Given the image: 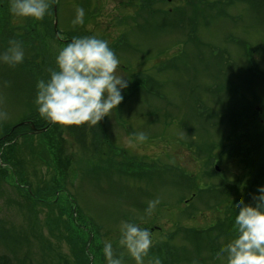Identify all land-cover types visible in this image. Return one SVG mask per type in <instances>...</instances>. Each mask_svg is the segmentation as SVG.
I'll use <instances>...</instances> for the list:
<instances>
[{
	"label": "rangeland",
	"instance_id": "374dc122",
	"mask_svg": "<svg viewBox=\"0 0 264 264\" xmlns=\"http://www.w3.org/2000/svg\"><path fill=\"white\" fill-rule=\"evenodd\" d=\"M54 1L60 33L73 35L80 24L75 28L107 40L135 90L124 99L122 89L120 104L97 125H81V142L63 126L71 156L58 182V161L44 146L48 136L57 144L58 127L18 136L19 171L27 168L33 187L51 178L56 204L34 206L0 177V264H106L105 240L124 264H135L116 243L129 220L151 231L145 264L153 256L162 264H224L216 253L235 232L232 201L250 203L264 184V0H147L146 10L141 0ZM77 7L84 9L82 23L73 22ZM8 21L0 22V37L27 46L25 18L12 13ZM34 46L27 67L0 63V137L28 130H11L36 109L25 80L36 85L55 67L60 47L48 33L38 34ZM138 132L146 138L129 146ZM241 135L254 139L250 152L242 146L245 157L231 149ZM258 168L263 175L254 184ZM154 199L159 203L148 215Z\"/></svg>",
	"mask_w": 264,
	"mask_h": 264
},
{
	"label": "clouds",
	"instance_id": "9594fccd",
	"mask_svg": "<svg viewBox=\"0 0 264 264\" xmlns=\"http://www.w3.org/2000/svg\"><path fill=\"white\" fill-rule=\"evenodd\" d=\"M49 9V0H12L10 10L22 17L42 19ZM84 9L76 8L74 23H82ZM63 39V37H61ZM25 53L21 42L9 38L0 51V63L16 66L23 63ZM54 68L47 79L36 82L34 103L37 112L60 126H93L116 109L123 99L122 89L128 81L120 74L121 61L105 39L95 35L73 36L54 56ZM134 146L143 141V132L134 134ZM158 199L149 200L145 212L153 214ZM235 209L233 237L216 253L224 264H264V184L257 185L251 202L242 197L232 201ZM116 241L135 264H145L153 245L150 229L143 222L122 221ZM106 264H124L123 253L114 255L113 242L105 240L102 248ZM147 264H162L157 256Z\"/></svg>",
	"mask_w": 264,
	"mask_h": 264
},
{
	"label": "trees",
	"instance_id": "16d2710c",
	"mask_svg": "<svg viewBox=\"0 0 264 264\" xmlns=\"http://www.w3.org/2000/svg\"><path fill=\"white\" fill-rule=\"evenodd\" d=\"M148 2L150 3V6H151V2L150 1H148ZM11 3H12V0H0V22L1 21L9 22L8 17L11 19V16L13 13L10 10ZM52 5H53V0H49V9L42 19H34L31 17H24L25 23H24L23 33H24V36L26 37L25 39L28 41V44H27V46L22 44V46H23L24 52H28L27 57H25L24 61H23V64H26V65H24L26 67H27V64H31L33 62V59H35V57H36L35 56V54H36L35 53V46L33 48V43H34V40L38 34L41 35L42 32L48 33V35L50 36L52 41H54L57 45H59L60 48H62L65 45V43L68 41V39L70 37L85 35V32L82 31L81 29L74 28L73 29V35H64L62 40L56 38L55 35L53 34V30H52ZM194 11H195V13L198 12V10H194ZM175 23H177V22H175ZM36 26L38 27V29H36ZM1 27L2 26H0V28ZM64 39H67V40L64 41ZM124 41H125L124 39H120L117 42V45H119V46L123 45ZM4 43L7 44V41H5L2 37H0V51H2L5 47H7ZM113 48H114V46H113ZM30 51H34L35 54L30 55L29 54ZM56 52L57 51H55V54H56ZM47 54L49 55V58L51 60V48L50 47H49V50L47 51ZM40 69H42V68H40ZM47 77H48V71L46 74V78ZM25 86L31 92V94H29V95H35L36 94V85L34 84V81L25 80ZM134 90L135 89H132L130 87H126V91L124 93V95H125L124 99H126L129 95H131ZM35 110L29 111V113L27 114V116L25 118L32 119L35 126H38V127H43V126L48 125L49 121H47L44 117H42L38 112L34 114ZM53 124H55V123H51V125L48 126V129L46 130L47 133L51 132V126ZM55 125L59 129L57 132V135H58L57 144L56 145L51 144V139L47 135L48 137L47 136L46 137L48 140L44 143V146L47 149V152L51 153V155H53L55 157V159L58 161L59 168L55 172L56 176H54L55 180L58 182L57 178L62 179V177H64L68 173V168L70 165L69 156H71V154L67 153L66 147H65L66 141L64 140V138H62L61 133H62L63 126H60L58 124H55ZM82 126H80V127L79 126H69L72 129L71 131L73 132L72 137H74V139L76 138L77 141H79V142H81L82 136L86 132L85 130L84 131L80 130V128ZM67 128H68V126H67ZM75 129L79 130L80 132L79 133L75 132L74 131ZM11 135L10 136L7 135L5 138H4L5 135H2L0 137L1 161L7 162V164L10 165L9 168L8 167L7 168L2 167L0 165V177H1V179L4 180L7 177L5 175V173L8 169L11 172L13 178L17 177L18 181H22V182L27 183L29 185L30 192H29V189H26L25 190V196L30 197V199H32V200H36V198L33 197L36 194H38V197H42L43 195H45V198L47 197L51 200L44 202V204L46 203L48 205V207L51 208L52 203L56 204V200L53 199L55 196L51 198V178H50V180H47V181L40 178V179H38V184H35V187H33L32 183L28 179L29 177H28V173H27V168L21 167V171H19V169H18L19 166L21 165V162H24V159L20 158L19 154H18L19 153L18 152L19 149H17V145H19L18 137H16V135L11 137ZM22 135L26 136L27 133H24ZM250 140H253V139H250ZM250 151H251V149L247 150V152H250ZM244 157H245V154H244ZM32 169H33V172H35V170H34L35 164L32 167ZM261 173L262 172L260 171V168H258V170L254 173V175H256L257 177L252 180V183H254V181H258L259 177L261 175H263ZM59 176H61V177H59ZM35 181H37V180H35ZM55 191H57V190H55ZM32 203L34 204V206L40 205V201H38V200L33 201ZM34 208L35 207H33V209ZM72 219H74V216H72ZM88 238L89 237L87 235V238L85 240V244L88 241ZM81 241L82 240H80V242H79L80 244H81ZM69 242L73 246L72 249H74L75 246H77V244H76L77 241L73 240V242L72 241H69ZM91 243H90V245H91ZM82 247L85 248V245ZM82 247H81L80 251H83ZM74 255L77 256L76 254H74Z\"/></svg>",
	"mask_w": 264,
	"mask_h": 264
},
{
	"label": "flooded vegetation",
	"instance_id": "af4514ba",
	"mask_svg": "<svg viewBox=\"0 0 264 264\" xmlns=\"http://www.w3.org/2000/svg\"><path fill=\"white\" fill-rule=\"evenodd\" d=\"M252 119V118H251ZM261 121V120H260ZM20 122H22L20 125H18L19 127H25V128H27L28 130L27 131H23V132H18L17 133V137L18 136H22V134H24V133H27V134H32L33 133V130L31 129V123H29V122H33V120L32 119H23V120H21ZM34 123V122H33ZM17 126V127H18ZM35 128H37V129H39L40 127H38V126H35ZM15 128H13L12 130H14ZM34 130L35 132H37L38 130ZM32 132V133H31ZM260 132H257L256 134H259ZM21 134V135H20ZM240 138L241 139H238V142H236V143H234L233 144V146H234V149L236 150L237 148H242V146H247L246 147V150H247V148L249 147V146H252V142H254V141H252V140H249V139H243V135H241L240 136ZM215 146V144H212V146L210 147V148H213ZM230 146H232V145H230ZM211 150H213V149H211ZM243 151L242 150H240V153H242ZM232 153V152H231ZM236 155H238V152H237V150H236ZM244 153V152H243ZM225 154V153H224ZM211 155V154H210ZM216 158H214V162H216V160H215ZM2 167H10V165L9 164H7V162H4V164L2 165ZM5 175L6 176H12V174H11V172L7 169V171H6V173H5ZM8 183L9 184H12L13 186H14V188L18 191V193L17 194H19L20 195V197H22V196H25L24 195V189H25V186H26V184L24 183V182H22V181H18V178L17 177H12V179H10L9 178V181H8ZM22 192V193H21ZM34 198H36V200H38V201H40V202H45V201H49V200H51V199H49V198H45V195H43L42 197H38V194H36L35 196H33Z\"/></svg>",
	"mask_w": 264,
	"mask_h": 264
},
{
	"label": "water",
	"instance_id": "95a60500",
	"mask_svg": "<svg viewBox=\"0 0 264 264\" xmlns=\"http://www.w3.org/2000/svg\"><path fill=\"white\" fill-rule=\"evenodd\" d=\"M53 13H54V17H55V14H56V6L54 4L53 6ZM56 20H54V23H53V28H54V32L57 33V29H56ZM31 128L34 129V125L31 124ZM45 128H42V129H39V130H44Z\"/></svg>",
	"mask_w": 264,
	"mask_h": 264
}]
</instances>
